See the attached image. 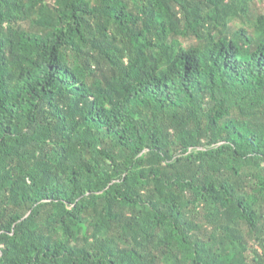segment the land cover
Wrapping results in <instances>:
<instances>
[{"label": "trees", "instance_id": "obj_1", "mask_svg": "<svg viewBox=\"0 0 264 264\" xmlns=\"http://www.w3.org/2000/svg\"><path fill=\"white\" fill-rule=\"evenodd\" d=\"M253 2L0 0V264H264Z\"/></svg>", "mask_w": 264, "mask_h": 264}, {"label": "rangeland", "instance_id": "obj_2", "mask_svg": "<svg viewBox=\"0 0 264 264\" xmlns=\"http://www.w3.org/2000/svg\"><path fill=\"white\" fill-rule=\"evenodd\" d=\"M250 11L252 15L260 11L264 12V1L254 0L253 4L250 5Z\"/></svg>", "mask_w": 264, "mask_h": 264}]
</instances>
